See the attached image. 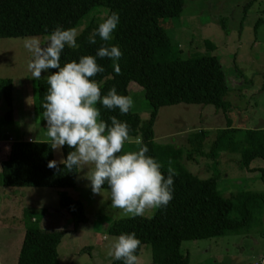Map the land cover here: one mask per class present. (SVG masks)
<instances>
[{"label": "trees", "instance_id": "obj_1", "mask_svg": "<svg viewBox=\"0 0 264 264\" xmlns=\"http://www.w3.org/2000/svg\"><path fill=\"white\" fill-rule=\"evenodd\" d=\"M98 5L108 7L107 15L102 21L92 20L85 26L77 37L78 47L65 46L61 66L72 60L78 61L83 55H95L105 43L119 46L123 53L118 61L121 74L115 72L111 59L97 57L104 71L93 79L102 82L103 94L115 86L119 94L129 96V85L136 82L143 87L151 106L149 117L143 120L132 108L129 113L121 114L119 109L110 110L98 105L102 119L109 124L112 116L126 121L131 127V138L140 139L141 147L147 145V154L157 159L154 125L161 107L197 103L211 104L224 112L230 109L231 102L225 99L229 86L220 59L211 54L182 58L161 25V19L181 15L185 0H0V38L47 35L58 26L76 28ZM113 12L120 17L113 39L104 42L97 34L96 43H89V36ZM36 83L35 110L43 114L47 78H40ZM0 89L9 107L5 121L11 123L14 119L13 80L1 81ZM206 137L205 130L190 134L193 151L214 159L221 151H241V164L248 169H253L250 167L253 160L264 159V128L246 129L241 133L233 127L221 130L210 152L203 150ZM0 147L10 150L1 160L3 185L58 189L59 205L70 215L72 230L88 220L83 200L67 191L76 185L79 170L68 171L62 163H58V168H49V161L54 160L49 143L24 140L1 143ZM62 150L66 159L73 149L65 145ZM162 165L166 176L168 167ZM174 171L173 199L166 207L156 209L151 218L120 217L109 227V233L117 236L134 232L141 241L138 256L143 245L150 243L153 264H190L189 254L181 251L184 240L241 232L251 221L253 209L264 202V192L251 190H238L225 197L218 187L217 175L202 178L188 170ZM104 188L108 189L107 185ZM35 210L27 211L31 224L25 230L17 264H61L58 247L65 230L42 228L38 225L39 218L34 215ZM234 211L239 215L232 216ZM110 264L124 262L113 259Z\"/></svg>", "mask_w": 264, "mask_h": 264}, {"label": "rangeland", "instance_id": "obj_2", "mask_svg": "<svg viewBox=\"0 0 264 264\" xmlns=\"http://www.w3.org/2000/svg\"><path fill=\"white\" fill-rule=\"evenodd\" d=\"M108 7H93L76 27L80 33L92 20L102 21ZM167 31L182 58L216 55L226 72L229 91L225 99L231 102L227 112L211 104L178 103L163 106L154 125L157 160L175 170H188L202 178L218 176V187L225 197L238 190L264 192V159L252 161L248 169L241 164V151H223L218 159L193 151L189 136L205 130L203 150L210 152L221 130L264 128V0H185L179 17L163 18ZM47 35L0 38V83L14 82L13 111L18 121H5L9 109L0 89V140H47V122L35 110L37 80L31 77L28 63L33 58L24 47L26 38L37 37L42 45ZM51 71L42 73L47 78ZM134 100L132 110L143 120L149 117L151 106L142 86L129 85ZM29 140V139H28ZM125 150L141 147L135 143ZM179 152H176L178 151ZM54 160L64 159L63 150H53ZM192 153V157L189 154ZM88 167L79 170L77 184L68 193L83 200L88 220L72 230L70 215L59 205L58 189L46 187H8L2 183L0 166V264H17L25 230L31 224L28 210L36 209L40 220L47 208L51 227L65 230L58 247L61 264H110L108 255L112 243L119 237L109 233L111 223L120 217H130L111 206L110 190L103 188L94 194L87 178ZM263 168V169H262ZM28 208V209H27ZM156 209L143 216L151 218ZM41 215V216H40ZM232 216H238L234 211ZM65 222H64V221ZM181 251L188 253L190 264H254L264 254V202L252 211L251 221L241 232L205 239L184 240ZM139 264H153L152 245L144 244L138 256Z\"/></svg>", "mask_w": 264, "mask_h": 264}, {"label": "clouds", "instance_id": "obj_3", "mask_svg": "<svg viewBox=\"0 0 264 264\" xmlns=\"http://www.w3.org/2000/svg\"><path fill=\"white\" fill-rule=\"evenodd\" d=\"M119 22V14L113 12L89 36L88 42L95 44L97 34L102 41H111ZM79 34L76 28L58 26L46 37V44L42 45L37 37L24 41V47L33 55L28 63L32 78L39 80L43 72L58 69L47 75L48 88L42 104L43 118L47 122L46 142L53 150L65 145L73 149L59 163L68 171L89 166L87 178L93 193H101L107 185L111 206L125 215L143 216L147 211L166 207L173 199L176 174L171 163L165 176L163 165L147 154V145L125 150V145L132 142L131 127L126 121L112 116L109 124L101 118L98 105L119 109L121 114L129 113L134 106L133 98L119 94L115 86L103 94L102 82L93 79L104 71L97 57L111 59L115 72L121 74L118 61L123 53L120 47L105 43L95 55H83L78 61L61 66L65 46L78 47ZM135 143L140 145L141 141ZM48 167L58 168V162L51 160ZM140 246L141 241L134 232L121 234L112 243L108 255L124 264H139L137 251Z\"/></svg>", "mask_w": 264, "mask_h": 264}, {"label": "crops", "instance_id": "obj_4", "mask_svg": "<svg viewBox=\"0 0 264 264\" xmlns=\"http://www.w3.org/2000/svg\"><path fill=\"white\" fill-rule=\"evenodd\" d=\"M6 113V112H5ZM15 114V113H14ZM4 117H5V115H4ZM17 117L14 115V119H13V121H18V119H16ZM12 121V122H13ZM29 138H32V137H28V139ZM28 139H24V138H22V139H17V140H7V141H3V140H0V142L1 143H7V144H9V143H11L12 141H24V140H26V141H28ZM38 141H47V140H38ZM0 143V144H1ZM228 151H230V150H228ZM10 152V150L8 149V148H6V147H0V166H1V160H2V158L4 157V155H6L7 153H9ZM221 152H223V151H221ZM220 152V153H221ZM230 152H232V151H230ZM220 153L218 154V157H219V155H220ZM218 157H217V159H218ZM79 173V172H78ZM78 178V177H77ZM77 184V183H76ZM69 189V188H68ZM67 189V191H69ZM47 212H48V210H47V208H43V212H42V215H44L43 217H42V219L40 220V222H41V227L42 228H45V229H60V228H55V227H51V226H53L51 223H50V218L48 217V215H47ZM62 214H61V218L62 219H64V218H67L68 217V214L67 213H65V212H61ZM41 216V215H40ZM34 220V219H33ZM64 221V220H63ZM65 222V221H64Z\"/></svg>", "mask_w": 264, "mask_h": 264}, {"label": "built area", "instance_id": "obj_5", "mask_svg": "<svg viewBox=\"0 0 264 264\" xmlns=\"http://www.w3.org/2000/svg\"><path fill=\"white\" fill-rule=\"evenodd\" d=\"M28 141H29V142H32L33 140H32L31 138H29ZM254 264H264V254H262V255L258 258V260L255 261Z\"/></svg>", "mask_w": 264, "mask_h": 264}]
</instances>
